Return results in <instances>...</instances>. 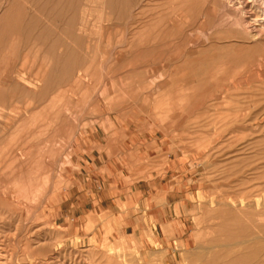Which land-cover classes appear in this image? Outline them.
Here are the masks:
<instances>
[{
  "label": "rangeland",
  "instance_id": "rangeland-1",
  "mask_svg": "<svg viewBox=\"0 0 264 264\" xmlns=\"http://www.w3.org/2000/svg\"><path fill=\"white\" fill-rule=\"evenodd\" d=\"M139 1L131 15L144 14L133 24L129 14L118 19L102 7V0H79L74 21L44 17L53 10L46 0H0V18L8 17L0 20V75L13 71L23 79L18 97H11L15 79L2 85L5 95L0 92V162L4 157L7 162L0 165V264H208L217 256L228 259L219 254L227 247L212 246L229 233L220 228L217 200L229 197L230 168L245 166L240 159L231 162L229 131L244 126L245 104L258 100L263 90L251 71H260L264 40L253 43L236 33L235 9L224 10L218 3L211 20L218 46L214 64L199 69L191 62L193 54L178 58L187 60L180 67L183 60L170 59L195 48L196 13L204 0ZM64 4L69 7L71 0ZM70 11L68 17L74 15ZM22 13L26 21L18 18ZM165 14L169 21L162 20ZM38 15L42 25L32 26L31 17ZM20 25L23 33L15 29ZM40 26H50V35L42 34ZM13 61L17 66H11ZM243 73L256 81L235 89L232 81ZM18 151L26 154L25 162ZM89 156L103 165L113 162L110 170L97 168L102 180L108 175L123 186L114 200L106 201L112 207L97 201L93 207L82 199L83 187L90 184L82 164ZM136 185L149 189L143 194ZM237 192L246 201H262L250 187ZM211 200L215 206H209Z\"/></svg>",
  "mask_w": 264,
  "mask_h": 264
},
{
  "label": "bare ground",
  "instance_id": "bare-ground-1",
  "mask_svg": "<svg viewBox=\"0 0 264 264\" xmlns=\"http://www.w3.org/2000/svg\"><path fill=\"white\" fill-rule=\"evenodd\" d=\"M39 1V0H38ZM47 4H50L53 8V10L50 13L45 14L44 12V17H46L47 19H53V18H64V19H70L71 21H74L76 18L75 15V10L76 7L78 6L79 0H71V5L68 7L64 4V0H46ZM103 2V6L107 9H109L110 12H112L113 14H115V16L118 19H125V16L127 14H129V19H132V23L133 24H137L139 23L138 20L136 19H141L144 14V11H141L139 14H137V18H134L133 15H131V10L132 8L138 3L139 0H102ZM151 0H140V3H144V2H149ZM157 1V0H156ZM165 1V0H164ZM86 2V0H85ZM92 2V1H91ZM160 2V1H159ZM34 3V2H33ZM36 3V2H35ZM53 3V4H52ZM155 3V2H154ZM218 3H221L222 8L225 9H229V7H231V9H235L236 13H237V17L236 20L234 22V27H236V33H238L240 36H245L247 39H253V43L255 42L254 40L259 41L260 40H264V0H204V2L202 3L200 9H198L197 13H196V19H197V25H198V41L197 43L194 45L195 48L193 50H183L184 52L180 51L179 53H177L175 55V57L172 58L173 55H171L170 57L172 59H170V62L172 60H174L176 58V60L180 57H185L187 55L192 56L193 54L196 56L191 62H195L197 66L200 67L203 66H210L211 64H214V59L217 56V50H216V46L215 45V30L213 29V24L214 22L211 21L214 19L216 12H217V5ZM80 4V3H79ZM153 4V3H152ZM38 5V4H37ZM68 5V4H67ZM157 5V4H155ZM83 6V5H82ZM50 7V6H49ZM148 7V6H147ZM160 7V6H159ZM165 7V6H164ZM174 7V6H173ZM139 8V7H138ZM220 8V7H219ZM49 9V8H48ZM47 9V11H48ZM136 9V8H134ZM141 9V8H140ZM139 9V10H140ZM33 10V9H32ZM73 12V16L68 17V12L69 11ZM220 10V9H219ZM223 10V11H224ZM226 10V11H227ZM16 11V10H15ZM70 11V14H71ZM136 11V10H135ZM164 11V10H163ZM222 11V10H220ZM30 12V11H29ZM33 12V11H32ZM161 12V11H159ZM165 12V11H164ZM233 12V11H231ZM35 13V12H34ZM133 13V12H132ZM155 13V12H154ZM167 13V12H166ZM17 14V13H16ZM152 14V13H151ZM7 14H5L4 16H2L0 18V20H7L8 17H6ZM14 15V14H13ZM30 15V13L28 14ZM47 15V16H46ZM82 15V14H81ZM80 15V16H81ZM155 15V14H153ZM152 15V16H153ZM159 15V14H158ZM157 15V16H158ZM162 15V13H161ZM176 15V14H175ZM220 15V14H218ZM217 15V16H218ZM156 16V15H155ZM225 16V15H224ZM21 18V20H25L27 18L26 13H22L21 15L19 14L18 18ZM174 17V16H173ZM180 18V16H178ZM223 17V15H222ZM175 18V17H174ZM224 18V17H223ZM44 20V18H41V15L38 16H34L31 17V20L33 21L32 26H35V24H40L42 25V21ZM158 19V18H156ZM170 16L168 14H165V16L162 18V20L164 21H169ZM181 19V18H180ZM40 20V21H39ZM78 20V19H77ZM115 20V19H114ZM17 21V20H16ZM26 21V20H25ZM28 21V20H27ZM51 21V20H50ZM80 21V20H79ZM164 21V22H165ZM182 21V20H181ZM70 22V21H69ZM79 23V22H78ZM174 23V22H173ZM233 23V22H232ZM36 24V25H37ZM45 24V23H44ZM141 24V23H140ZM166 23H164L165 25ZM208 24L211 25V27H208ZM220 24V23H219ZM70 25H72V23H70ZM174 25H176L174 23ZM196 25V26H197ZM41 27V26H40ZM68 27V26H67ZM71 26H69L68 29H70ZM165 27V26H164ZM177 27V26H176ZM195 27V26H194ZM226 27V26H225ZM42 29H44L45 31H41L42 34H47L46 32L48 31L49 35V29L50 26H48L47 28H44L43 26L41 27ZM61 28V26H60ZM76 28V26H75ZM153 28V27H152ZM156 28V27H155ZM179 28V27H177ZM15 29H17L18 31H25V27L20 25V27H16ZM83 29L84 28H80L81 32L83 33ZM193 29V28H192ZM218 29V28H217ZM38 30V29H37ZM59 30V29H58ZM77 30V29H76ZM79 30V31H80ZM182 30V29H181ZM184 30V29H183ZM219 30V29H218ZM222 30V29H221ZM7 31H9V28H7ZM6 31V33H7ZM139 31H137V29H135V36L138 34ZM151 32V31H150ZM52 33V32H51ZM131 33V32H130ZM156 33V32H155ZM187 33V31H186ZM37 34V33H36ZM163 34V33H162ZM45 36V35H44ZM55 36V35H54ZM82 36V35H81ZM160 36V34H159ZM230 36V35H229ZM234 36V35H233ZM42 35H39L38 38H42ZM185 37V34L182 36ZM194 37V36H193ZM235 37V36H234ZM25 38V36H24ZM33 38V37H32ZM56 38V37H55ZM139 38V37H137ZM164 38V37H163ZM31 39V38H30ZM217 39V38H216ZM58 40V39H56ZM79 40V39H78ZM158 40V39H157ZM156 40V41H157ZM35 41V40H34ZM81 41V40H80ZM196 41V40H195ZM228 41V40H227ZM225 41V42H227ZM233 41V40H232ZM250 41V40H249ZM86 42V41H85ZM84 42V43H85ZM217 42V41H216ZM231 42V41H230ZM234 42V41H233ZM238 42V41H237ZM241 42V41H239ZM243 42V41H242ZM37 43V42H36ZM222 43V42H221ZM229 43V42H228ZM250 43V42H249ZM86 44V43H85ZM176 44V42H175ZM174 44V47H175ZM187 44V43H186ZM192 44V43H190ZM220 45V43H217ZM234 44V43H233ZM238 47L240 46L239 43H237ZM243 44H247L246 42ZM154 45V44H153ZM152 45V46H153ZM226 44L224 43V46ZM76 46V45H75ZM137 46V45H136ZM151 46V47H152ZM156 46V45H154ZM158 46V45H157ZM192 46V45H191ZM236 45H234L235 47ZM247 46V45H246ZM262 46V45H261ZM218 47V46H217ZM236 48V49H240V48ZM76 48V47H75ZM86 48V47H85ZM173 48V47H172ZM180 48V47H179ZM223 48V45H222ZM221 48V50H222ZM226 48V46H225ZM234 48V49H235ZM244 48V47H243ZM248 48V47H247ZM189 49V48H188ZM71 50L73 51V49L71 48ZM77 51V49H76ZM171 51V49H170ZM178 51V50H177ZM172 52V51H171ZM152 53V52H151ZM153 53H155L153 51ZM152 53V54H153ZM170 53V52H169ZM186 53V54H184ZM74 54V53H73ZM184 54V55H183ZM219 54V53H218ZM225 54V53H224ZM157 55V54H156ZM73 56V55H72ZM77 56V55H76ZM167 57V56H166ZM189 57V56H188ZM220 57V56H218ZM224 57V56H223ZM222 57V58H223ZM228 57V56H227ZM226 57V58H227ZM63 58V57H62ZM78 58V57H77ZM261 58V57H260ZM188 59V58H187ZM220 59V58H219ZM75 60V59H74ZM81 60V59H80ZM165 60V59H164ZM169 60V58H168ZM175 60V61H176ZM180 60V59H179ZM177 60V61H179ZM183 60V59H181ZM180 60V61H181ZM79 61V60H78ZM174 61V63L176 64V62ZM218 61V60H217ZM156 62V61H155ZM168 62V63H170ZM173 62V61H172ZM187 62V60H183V63L181 62V66H185L184 64ZM219 62V61H218ZM252 62V61H251ZM154 63V62H152ZM217 63V62H216ZM215 63V64H216ZM228 63V62H227ZM248 63V62H247ZM256 63V61H255ZM59 64V63H58ZM73 64V62H72ZM161 64V62H160ZM173 64V63H172ZM220 64V62H219ZM223 64V63H222ZM221 64V65H222ZM249 64V63H248ZM17 66L16 62L13 61L11 66ZM165 65V64H164ZM171 65V63H170ZM169 65V66H170ZM174 65V64H173ZM172 65V66H173ZM188 65V64H186ZM226 65V64H224ZM247 65V64H246ZM155 66V65H153ZM195 66V68L197 67ZM167 67V66H166ZM165 67V68H166ZM217 67V66H216ZM224 67V66H223ZM235 67V66H234ZM250 67V65L247 67V69ZM259 70H252L251 74L253 76V74L255 75V78L257 79V81H262V87H260L262 90V92L257 95H259L258 100H253V101H249L246 105L245 109V118H244V126H242L241 129H243L241 131L238 130H233L229 131V152L232 154V158H231V162L234 163L235 159H240L242 163H245V166H243L242 169H233V167H231L230 169L232 170L231 172H229V197H221L217 200V206L221 209L218 210V218H221V229L223 230V228H227V230L229 229V233L228 236H225V240L222 239V241L220 243H217L218 245H216V247L214 245L213 248H217L219 250V247L221 248L222 246H224L225 248L227 247V249H229L227 251H224L223 249L220 250L219 254L220 256L222 255V257L226 254L227 256L229 255L228 259H218V256L215 257L214 259L210 260L208 264H264V56L262 57V59H260L259 61ZM13 68V67H12ZM169 67H167L166 69L168 70ZM175 68V67H174ZM204 68V67H203ZM222 68V67H221ZM76 69V68H75ZM165 69V70H166ZM171 69V68H170ZM198 69V70H199ZM206 69V68H204ZM209 69V68H207ZM217 69H219L217 67ZM228 69V68H227ZM239 69V68H238ZM241 69V68H240ZM243 69V68H242ZM211 70V69H210ZM213 70V69H212ZM246 71V68L244 69ZM243 70V71H244ZM58 71V70H57ZM197 71V70H196ZM204 71V70H203ZM226 71V70H225ZM224 71V73H225ZM240 70L236 71L235 73L239 72ZM242 71V70H241ZM240 71V72H241ZM13 71L7 73L6 75L3 74V76L0 75V92L3 93L4 95L7 93V90H5L4 88H2V85L5 82L8 81H13L15 79L16 83L14 85V88L12 89L11 93V97L12 98H16L18 97L17 94L18 92L16 91L17 89H19V81L23 80L21 79L22 76L21 75H14L12 74ZM59 72V71H58ZM174 72V70H173ZM200 72V70H199ZM247 72V71H246ZM205 73V72H204ZM223 73V72H222ZM234 73V75H235ZM171 74V72L169 73ZM245 73H243V75H241L240 77H236L233 79L232 81V86L235 89H239L240 86L246 84L248 85L251 81V83H253L255 78H249V76L246 78V76H244ZM250 74V75H251ZM161 76V75H160ZM55 77V75H54ZM170 77V76H169ZM173 77V76H172ZM215 77V76H214ZM213 78V77H212ZM216 78V77H215ZM81 79V78H80ZM170 80V78H169ZM210 80V78H209ZM252 80H254L252 82ZM14 81V82H15ZM66 81V80H65ZM68 81V80H67ZM166 81V80H165ZM164 81V83H165ZM217 82V80H216ZM163 83V84H164ZM167 83V82H166ZM169 83V82H168ZM251 85V84H250ZM258 85V83H257ZM252 86V85H251ZM256 86V85H253ZM231 87V86H230ZM246 87V86H245ZM244 87V88H245ZM53 89V88H52ZM51 89V90H52ZM248 88H246L247 90ZM259 89V88H258ZM255 90V89H254ZM204 90L201 91V95L202 92ZM207 91V90H206ZM205 91V92H206ZM222 91V90H221ZM249 91V90H248ZM198 92V91H197ZM204 92V94H205ZM224 92V91H223ZM53 93V92H52ZM192 93V92H191ZM210 92H207L206 94H208ZM185 94V93H184ZM197 94V93H195ZM203 94V96H205ZM222 94V92L220 93ZM219 94V95H220ZM186 95V94H185ZM199 95V94H198ZM201 95H199L198 100H202L201 99ZM244 95V94H243ZM242 95V96H243ZM249 95V94H248ZM51 96V93H50ZM49 96V98H50ZM53 96V95H52ZM192 96V95H189ZM212 96V95H211ZM239 96V95H238ZM254 96V95H253ZM194 97V95H193ZM217 98V97H216ZM221 98V96H220ZM226 98V97H225ZM228 98V97H227ZM247 98V97H245ZM253 98V97H252ZM257 98V97H256ZM206 99V97H205ZM248 99V98H247ZM250 99V98H249ZM248 99V100H249ZM231 100V99H230ZM233 100V99H232ZM237 101V100H236ZM234 103V102H231ZM240 104V103H239ZM2 111V109H0V112ZM241 112V111H240ZM235 113V112H234ZM239 113V112H236ZM57 116V115H56ZM242 116H240L241 118ZM63 118V116H62ZM230 120V118H229ZM232 119L231 121L233 122ZM236 121V120H235ZM238 121V120H237ZM236 121V122H237ZM241 121V120H240ZM66 122V121H65ZM68 122V120H67ZM242 122V121H241ZM232 124V123H231ZM65 125V124H62ZM68 125V124H67ZM9 126V125H8ZM237 126V125H236ZM239 127V126H237ZM231 127H229L230 129ZM235 129V128H234ZM1 131V130H0ZM3 132V131H2ZM51 134V133H50ZM5 136V135H4ZM215 136V135H214ZM3 139V138H2ZM47 139V138H46ZM219 139V138H218ZM45 140V139H44ZM38 143V142H36ZM1 144V143H0ZM39 144V143H38ZM42 145V144H41ZM19 148V147H18ZM28 148V147H27ZM49 150V149H47ZM45 150L47 153L48 151ZM27 151V150H26ZM44 151V152H45ZM36 151H34L35 153ZM41 153V152H40ZM46 153V154H47ZM18 156H20L21 158L24 159L23 162L26 161V154H24L23 152L21 153V151H18ZM16 154V155H17ZM45 154V155H46ZM43 155V154H42ZM44 155V158L46 157ZM33 156V155H32ZM35 156V155H34ZM243 156V157H242ZM7 157V156H6ZM17 158V157H16ZM42 158V157H40ZM43 158V159H44ZM58 158V157H57ZM5 157L4 159H1L0 165L2 166L3 164L7 163L4 162L5 161ZM20 159V158H19ZM31 159V158H30ZM36 160V159H35ZM10 161V160H9ZM8 161V162H9ZM46 161V160H45ZM33 162V161H32ZM31 162V163H32ZM17 160L14 162V165H17ZM57 163V162H56ZM237 163V162H236ZM12 164V163H10ZM9 165V164H8ZM45 165V164H43ZM234 165V164H233ZM56 166V165H55ZM8 168H12L10 166H6ZM3 170H5V168ZM15 167V166H14ZM13 167V168H14ZM32 167V166H30ZM35 167V165H34ZM44 167V166H43ZM238 166H235V168ZM24 165H21L18 167L17 171L20 172L21 170H23ZM7 169V168H6ZM41 169V168H39ZM38 169V170H39ZM8 170V169H7ZM7 170H5L7 172ZM37 170V169H36ZM2 171V170H1ZM4 171V172H5ZM9 172L11 171L8 170ZM2 172V173H4ZM8 172V173H9ZM14 172V171H13ZM34 172V171H33ZM11 173V172H10ZM17 174V173H16ZM1 176V175H0ZM9 176V175H7ZM11 176V175H10ZM7 178V177H6ZM256 182V183H255ZM263 183V184H262ZM261 184L263 186H261ZM244 187H250V189L254 192V191H258L257 193H259V195L261 196V202H258L256 200H251V201H246V199L244 198L245 195L238 193V190H241ZM8 189V188H7ZM9 193V190H8ZM262 193V194H261ZM225 197V198H224ZM224 198V199H223ZM215 200H211V202H208L209 206H215L214 205ZM239 226H244V228H242L241 230H238ZM224 232V231H223ZM224 234V233H223ZM226 235V234H225ZM216 237V236H215ZM213 239V237H211ZM211 239L208 240V242ZM218 240V238H217ZM207 242V243H208ZM218 242V241H217ZM229 242V245L227 244ZM251 242V243H250ZM206 243V244H207ZM225 243V244H224ZM201 246V245H200ZM203 246V245H202ZM207 247V246H206ZM205 247V248H206ZM204 248V247H202ZM212 247H210L211 249ZM213 248L211 250H209L210 252L213 250ZM224 248V249H225ZM203 250V249H202ZM201 250V251H202ZM217 250V249H216ZM208 251V248L207 250ZM205 251V252H206ZM208 251V252H209ZM214 252V251H213ZM201 253V252H200ZM207 253V252H206ZM212 253V252H211ZM201 254H204V252H202ZM209 255H206V258ZM212 256V255H211ZM210 256V258H211ZM205 258V256H204ZM204 261V260H203Z\"/></svg>",
  "mask_w": 264,
  "mask_h": 264
},
{
  "label": "crops",
  "instance_id": "crops-1",
  "mask_svg": "<svg viewBox=\"0 0 264 264\" xmlns=\"http://www.w3.org/2000/svg\"><path fill=\"white\" fill-rule=\"evenodd\" d=\"M87 161L88 162L86 164H82V168L84 170L82 174L86 176V179L90 180V184H88L87 187H83L84 189L82 191V199L86 202L90 201L91 205L92 202L97 201V205L99 206L102 205L105 208L112 207V205H108L106 201L114 200L118 190L122 189L123 186L117 184L114 179L111 180L108 175L106 177L103 176L105 180H102L97 168L106 166V168L110 170L111 164L113 165V162L109 160L103 165L104 161L99 162L98 158L94 160L91 159L90 156L88 157ZM134 189L135 191L143 192L144 194L149 188H141L140 186L136 185L134 186ZM92 206L94 207V205Z\"/></svg>",
  "mask_w": 264,
  "mask_h": 264
}]
</instances>
